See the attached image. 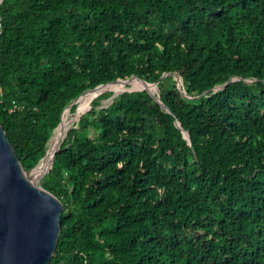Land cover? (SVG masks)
Listing matches in <instances>:
<instances>
[{
	"label": "trees",
	"instance_id": "trees-1",
	"mask_svg": "<svg viewBox=\"0 0 264 264\" xmlns=\"http://www.w3.org/2000/svg\"><path fill=\"white\" fill-rule=\"evenodd\" d=\"M0 25L25 170L100 85L158 82L172 112L106 92L69 129L40 180L65 207L50 264H264V0H4Z\"/></svg>",
	"mask_w": 264,
	"mask_h": 264
},
{
	"label": "water",
	"instance_id": "water-1",
	"mask_svg": "<svg viewBox=\"0 0 264 264\" xmlns=\"http://www.w3.org/2000/svg\"><path fill=\"white\" fill-rule=\"evenodd\" d=\"M3 1L1 0L0 3ZM134 80L140 81L145 88L133 89L129 87L118 94L114 93L111 103L124 92L147 91L168 113H172L161 100L158 82L149 83L134 77L130 80L118 79L88 91L65 110L63 118L65 113L71 112V108L79 104L85 96L101 89L91 99L89 108L75 120V122H80L83 116L92 110L93 99L102 93L109 92L107 88L109 85ZM182 85L181 80L179 89L182 88ZM150 87L155 88L156 92L151 91ZM221 87L217 86L214 91ZM184 96L187 95L184 94ZM78 108L74 113V118H76ZM99 108L105 107L100 106ZM63 120L54 130L48 145L58 128L63 124ZM175 123L189 145H192L190 133L182 127L177 119ZM66 137L53 154L50 167L38 177L37 181H34L29 174L46 158L47 153L33 170H25L0 122V264H50L54 257L62 233L61 217L65 207L57 196L41 185L40 180L51 170L56 154L62 150Z\"/></svg>",
	"mask_w": 264,
	"mask_h": 264
},
{
	"label": "bare ground",
	"instance_id": "bare-ground-1",
	"mask_svg": "<svg viewBox=\"0 0 264 264\" xmlns=\"http://www.w3.org/2000/svg\"><path fill=\"white\" fill-rule=\"evenodd\" d=\"M128 86H126L125 88L119 89V87H117L116 85L112 84L109 85L107 88H111V89H115L114 93L118 94L121 91H124ZM129 88V87H128ZM130 88L133 89H143L145 88V86L142 83H130ZM101 89H99L98 91H100ZM150 90L153 92H156V89L153 87H150ZM97 91V92H98ZM94 97V93H91L89 96V99L87 101V103L85 104V106L82 108L80 114L77 116V118L85 111L89 108L90 106V101L91 99ZM66 120V121H65ZM63 121V124L61 125V130L60 132L52 139L51 144L53 143V140L58 136L54 146L50 147L49 152L47 153L46 158L39 164V166L32 171L29 175L31 177L32 180L37 181L38 177L50 166L51 164V159L53 154L55 153V151L57 150V148L60 146V144H62L64 138L66 137L69 129L71 128L72 124L70 123L69 119H65ZM70 123V124H69ZM69 124V125H68Z\"/></svg>",
	"mask_w": 264,
	"mask_h": 264
},
{
	"label": "rangeland",
	"instance_id": "rangeland-1",
	"mask_svg": "<svg viewBox=\"0 0 264 264\" xmlns=\"http://www.w3.org/2000/svg\"><path fill=\"white\" fill-rule=\"evenodd\" d=\"M114 85H116L117 87H119V89H122V88H125L126 86L124 85V84H122L121 82H119V83H116V84H114ZM128 87H130V84H128ZM127 87V88H128ZM115 89H111V88H108V91L109 92H107V93H113V95H114V91ZM101 91V90H100ZM100 91H98V92H96V93H94V96L96 95V94H98ZM106 93V92H105ZM91 94V93H90ZM101 95V94H100ZM112 97V96H111ZM111 97L110 98H103V99H101V101H100V106H103V107H108L110 104H111ZM95 99H93V101H94ZM92 101V102H93ZM99 108V107H98ZM75 117V115L74 114H71L70 113V115L66 118V119H69L70 120V122H71V120L73 119ZM66 121V120H65ZM76 123H78V122H75L72 126H71V128H73L74 127V125L76 124ZM70 124V123H69ZM68 124V125H69ZM70 128V129H71ZM49 146V145H48Z\"/></svg>",
	"mask_w": 264,
	"mask_h": 264
},
{
	"label": "built area",
	"instance_id": "built-area-1",
	"mask_svg": "<svg viewBox=\"0 0 264 264\" xmlns=\"http://www.w3.org/2000/svg\"><path fill=\"white\" fill-rule=\"evenodd\" d=\"M0 29H1V25H0Z\"/></svg>",
	"mask_w": 264,
	"mask_h": 264
}]
</instances>
